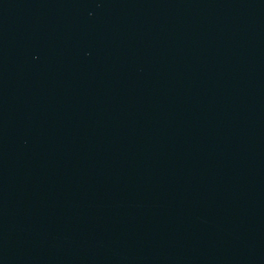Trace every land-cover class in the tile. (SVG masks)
<instances>
[{"label": "water", "instance_id": "obj_1", "mask_svg": "<svg viewBox=\"0 0 264 264\" xmlns=\"http://www.w3.org/2000/svg\"><path fill=\"white\" fill-rule=\"evenodd\" d=\"M0 264H264V0H0Z\"/></svg>", "mask_w": 264, "mask_h": 264}]
</instances>
